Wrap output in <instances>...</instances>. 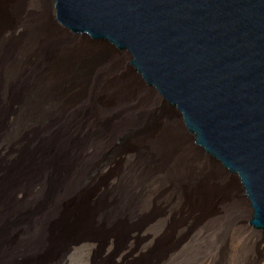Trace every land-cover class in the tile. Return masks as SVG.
I'll use <instances>...</instances> for the list:
<instances>
[{"label":"bare ground","instance_id":"1","mask_svg":"<svg viewBox=\"0 0 264 264\" xmlns=\"http://www.w3.org/2000/svg\"><path fill=\"white\" fill-rule=\"evenodd\" d=\"M57 16L56 0H0V153H12L9 162L0 157V264L18 255L43 264L67 240L92 250L89 236L121 249L131 230L140 258L175 249L174 264H209L215 249L223 258L245 218L237 179L197 150L186 121L148 92L115 47L63 33ZM105 155L120 173L92 200L89 169ZM34 186V205L21 217L17 194ZM220 206L216 225L195 234ZM253 217L252 209L250 224ZM20 219L31 228L19 237Z\"/></svg>","mask_w":264,"mask_h":264},{"label":"water","instance_id":"2","mask_svg":"<svg viewBox=\"0 0 264 264\" xmlns=\"http://www.w3.org/2000/svg\"><path fill=\"white\" fill-rule=\"evenodd\" d=\"M63 33L115 47L180 112L197 150L240 178L264 233V0H56Z\"/></svg>","mask_w":264,"mask_h":264},{"label":"rangeland","instance_id":"3","mask_svg":"<svg viewBox=\"0 0 264 264\" xmlns=\"http://www.w3.org/2000/svg\"><path fill=\"white\" fill-rule=\"evenodd\" d=\"M160 110L161 108L158 107L153 108L151 111L159 112ZM175 118L180 121L179 112L175 113ZM111 153L112 152H110L108 155ZM108 155H105L104 161L98 162L89 169V188L93 189L94 193L92 200L95 198H102L108 192H110L112 190L111 186L115 178L113 174L116 172L120 173L116 170V167L119 166L120 168L121 166L119 164L117 165L114 156L108 158ZM0 157H2L6 162H9L12 158V153L7 150L0 153ZM239 181L240 180L237 179V184L240 188L239 194L244 199L243 209L245 212V218L237 222L235 225L233 229L235 233L225 247L223 258L217 255L218 251L215 249L212 251L214 257L211 259L209 264H238V260H236V258L245 248L246 249L243 251V253L246 254L247 257L240 259V264L245 262L246 264H264V239L253 235L254 232H251L250 219L252 217V208ZM38 190L39 186H34L26 193H22L25 195L17 194V199L19 200L18 203H20L19 205L23 210L21 217L24 216L34 205V196L37 195ZM220 218L221 206L219 207L215 218H212V220H207L206 223L199 222L196 224L194 228L195 234L202 230L204 226L210 225L209 223L215 226ZM17 222L19 224V231L21 232H17V235L20 237L23 232H27L31 226L24 224L22 219ZM211 230L212 236H215L216 231L212 228ZM187 234L188 233L181 237V244L179 247H183L185 249L188 248L189 245L187 244V239L185 237ZM134 235V230H131L127 235V239L122 241L121 249H116L113 251L107 250L109 242L108 238H95L91 236L87 237L94 240L95 245L92 250L85 248L82 243L76 244V242L73 240H67L60 244L51 254L45 255L43 264H174L173 262L175 260L170 261L169 259L173 255H177L176 253L173 254L176 249L168 253L163 258H140L141 256L137 255L135 251L136 248L130 247L131 237ZM125 248H127L126 253ZM121 254L123 255L121 256ZM182 256H184V254ZM13 264H26V262L22 256L18 255L16 256ZM196 264L205 263L198 260Z\"/></svg>","mask_w":264,"mask_h":264}]
</instances>
